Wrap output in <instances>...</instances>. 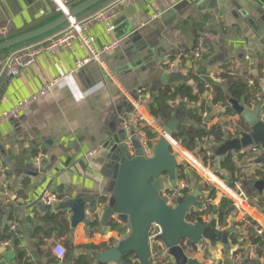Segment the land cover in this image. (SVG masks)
Instances as JSON below:
<instances>
[{"label":"crops","instance_id":"obj_1","mask_svg":"<svg viewBox=\"0 0 264 264\" xmlns=\"http://www.w3.org/2000/svg\"><path fill=\"white\" fill-rule=\"evenodd\" d=\"M60 1L72 6L82 0ZM113 1L87 11L77 20L88 21ZM59 15L55 0H0V25L10 26L13 35L40 27ZM90 34L95 38L91 49L77 39L69 48L43 51L16 77L10 71L0 75V117L47 83H54L48 96L18 118L0 124V230L8 228L19 241L18 246L13 242L9 245L10 251L19 252L10 264H75L83 256L97 264L96 250L91 247H113L129 233V226L121 225L118 231L111 226L103 230L101 220L94 216L91 227L81 223L73 230L72 213L61 205L82 197L87 201V213L91 203H96L97 211L102 210L101 199L109 197L115 137L125 136L122 120L132 117L133 100L139 90L149 107L154 96L166 87L186 84L198 93L199 85L210 77H214L211 92L202 93L198 103H188L193 108L205 107L207 116L201 123H188L195 129L220 126L225 141L213 144L211 136L203 137L193 151L181 145L183 151L176 156L180 165L192 171L187 195L199 188L201 201L209 197V190L204 188L209 182L197 163L205 162L204 150L214 145L212 171L220 180L214 186L217 193L212 204L218 207L224 197L234 201V193L245 197L251 194L253 202L249 201L245 210L235 206L230 215L227 228L234 225L237 232L229 237V250L222 243L204 241L198 250L187 254L201 264H264V248L247 240L252 232L264 233V186L259 191L250 185L263 179L258 173L262 165L257 161L264 151L255 152L258 145L249 144L237 127L257 118L258 109L259 117L264 119V0H137L120 10L113 33L97 21L91 25ZM114 42L119 44L116 50L101 54ZM200 43L202 60L194 69L177 62L175 73L166 71L179 51L192 50ZM93 51L100 54V61L91 60L76 71V63L92 59ZM9 54H2L0 61ZM166 74L179 75V81L164 83ZM239 82L248 85L247 95L236 86ZM173 105L179 109L180 100ZM146 114L152 117L149 108ZM241 141L248 142L239 146ZM226 145L230 147L221 156L219 168L218 152ZM229 155L235 173L223 167ZM45 193L56 195L58 201L46 205L41 199ZM213 218L204 216L203 224L208 225ZM15 222L19 225L11 230ZM57 245H62L67 254L72 252V257L60 260L55 254ZM158 253L151 244L153 264H175L171 257L164 259L166 249L163 257L159 258ZM2 260L4 255L0 253Z\"/></svg>","mask_w":264,"mask_h":264},{"label":"water","instance_id":"obj_2","mask_svg":"<svg viewBox=\"0 0 264 264\" xmlns=\"http://www.w3.org/2000/svg\"><path fill=\"white\" fill-rule=\"evenodd\" d=\"M112 0H82L72 6H66V12L58 8L59 16L48 23L30 31L9 35L0 39V56L7 52L27 46L34 41L51 36L53 32L65 25H69V17L76 19L87 11ZM221 1V0H220ZM53 35V34H52ZM49 36V37H50ZM179 75H164V83L179 81ZM257 118L247 120L245 130L238 133L250 143L264 148V119L259 117V109L256 111ZM182 122L181 113L166 124L160 125L162 132L157 131L159 138L153 144V152L148 155L132 133V148L127 143L128 136L124 129V137H115L117 148L112 154L110 168L109 197L97 211L96 203H91L87 213V201L77 197L61 205V208L72 213L70 219L73 230L83 223L91 227L95 216L101 220L103 230L111 226L113 231H118L121 225L129 226V233L113 247L103 252L95 253L97 264H123V258L132 255V260L140 264H152L150 233L153 226L162 229V235L158 238L167 249V255L174 260L175 264H201L198 260L187 254L186 248L202 245L204 241L213 244L222 243L229 250V237L236 233L234 225L220 230L218 215L205 225L201 222H189V216L200 210L203 193L195 188L191 194H181L179 186L180 163L174 154L171 140L174 139L176 128ZM122 120V125H123ZM245 140V139H244ZM241 141L239 146H245ZM237 145V144H236ZM229 145L222 147L218 152L217 162L221 168V156L229 149ZM237 147V146H236ZM238 149V147H237ZM257 163L261 164L258 173L263 174L262 181L250 185L259 191L264 186V155ZM164 191H175L176 205H169L162 196ZM90 214V215H87ZM9 246L0 247V253L4 260L0 264H10L19 254L9 250Z\"/></svg>","mask_w":264,"mask_h":264},{"label":"built area","instance_id":"obj_3","mask_svg":"<svg viewBox=\"0 0 264 264\" xmlns=\"http://www.w3.org/2000/svg\"><path fill=\"white\" fill-rule=\"evenodd\" d=\"M57 3V6L59 9L66 12V6L61 3L60 0H55ZM137 0H114L110 6H108L105 10H102L98 13H96L91 19H89L86 22H81L76 19L69 17V25L66 29L53 34L52 36L48 37L47 39L37 42L35 44L27 45L24 47H21L14 52L10 53L7 57H5L3 60L0 61V75H2L6 71H10L12 76L16 77L20 75L22 70L25 68L33 65L37 57L43 52H55L58 49L63 48H69L72 46L73 41L77 39H81L84 46L88 48H92V45L95 41V38L90 34V28L91 25L95 22H102L105 27L106 31L108 33H113L116 29V20L118 19L119 12L123 7H126L128 5H131ZM12 34V29L8 25H0V39L8 37ZM201 46L202 43L199 44L198 47L192 49L191 51H185L181 50L178 52L176 59L174 61H170L167 64L166 71L168 73H175L177 70V65L181 62L186 63L187 68L194 69L202 60V52H201ZM119 47L118 42H114L110 45L105 46L102 51V53H108L111 51L116 50ZM93 58L92 59H86L84 61H78L76 63V71L77 69L81 68L84 64L93 61H100V54L93 51ZM214 80V77H210V80L206 79L204 83V88L206 89L207 93L211 92L212 89V81ZM251 85L254 84V81H250ZM262 84H264V79L261 81ZM54 86V83H47L38 93L35 95L23 99L20 101L16 107H14L12 110L6 111L2 114L0 117V124L3 122L9 120V119H16L18 118L21 113H23L27 108H29L34 103L38 102L42 98L48 96L52 88ZM133 114L130 119H125L123 122L124 129L128 136V142L127 145L132 148L131 139L133 138L132 133L134 132V136L139 140L143 148L145 149L146 153L148 155H151L153 152V145H151L150 140L148 139V136L146 132L144 131V128L146 126L153 127L156 129V131H160L158 126L160 127V124L153 118L148 117L146 114V110L149 108L147 99L145 97V94L142 90L138 91V95L133 100ZM204 117L207 116V113L203 114ZM214 137L211 136V141H214ZM171 146L173 149L174 154H180L181 151H183L181 144L176 141L175 139L171 140ZM255 152H257V149H253ZM189 163V161H187ZM214 161H213V154L211 151H207L206 160L203 164L197 163V166L203 171L205 177L209 185L215 186L216 182H218L220 179L214 174L212 171ZM3 173L0 174V179L2 178ZM179 186L181 188V191H184L185 189H189V184L185 180L179 181ZM215 188V187H214ZM228 191H232V189L227 188ZM180 191V192H181ZM176 195L177 192L175 191H164L162 193V196L166 199L167 203L169 205L175 206L176 205ZM233 198L235 206L245 210L246 204L250 203L248 198L244 195L237 196L235 193ZM43 202L48 206H53L55 202L58 201V198L56 195L52 193H45L42 198ZM212 204V200L209 199L207 202L202 201V205L200 210H207L208 205ZM19 225L18 222L13 223L11 226V230H15L17 226ZM263 233V232H261ZM162 235V229L159 226H153L152 231L150 233V241L151 244L154 246L163 245L160 241H158V238ZM2 246H9V243H2L0 244ZM55 254L60 259L63 260L67 254L66 249L62 245H57L55 247Z\"/></svg>","mask_w":264,"mask_h":264},{"label":"trees","instance_id":"obj_4","mask_svg":"<svg viewBox=\"0 0 264 264\" xmlns=\"http://www.w3.org/2000/svg\"><path fill=\"white\" fill-rule=\"evenodd\" d=\"M185 51H191L188 49H183ZM247 81V80H246ZM237 87L241 88V91L244 94L247 93L248 85L244 82H239L236 84ZM199 92L195 93L193 88L186 84H180L177 85L175 88H164L161 91H159L153 98V101L151 104H149V112L151 116L160 124H166L173 120L178 113H181L182 116V122L179 124V126L176 128L174 133V139L178 141L183 147H185L189 151H193L197 146V140H200L203 137L207 136H213L214 137V143L213 144H220L225 141L224 136V130L222 127H213L211 129H195L192 125H190L189 121H196L198 123L202 122L203 114L205 112V107L201 106L198 108L189 107V102H195L198 103L200 95L202 93L206 92V89L204 88V84H200ZM176 100H180V106L179 109L173 105V103ZM179 110H182L179 112ZM238 131L239 130H245L246 124H238ZM144 131L146 132L148 139L151 142V145L154 144L155 141L159 138V134L157 131H155L152 127L146 126L144 128ZM155 140V141H154ZM215 146H211L208 148V150H204L205 154L207 151H211L213 153V160L214 158V151ZM257 149V152L264 151L263 147H255ZM207 155V154H206ZM224 169L228 170L231 173H235L237 170L235 169L234 160L233 157L230 155L226 157V160L223 165ZM194 171V170H193ZM189 172L191 171V168L187 165H180L179 167V181L185 180L186 182H189ZM195 172V171H194ZM209 190L210 194L209 197L206 199H203V202H207L209 199L213 200L216 197L217 189L213 186L209 185L204 187ZM188 189H185L184 191H181V194L187 195ZM251 194H247V198L250 202H253V199L251 198ZM107 199L102 198L101 203L105 204ZM235 210V203L227 197H224L218 207H215L213 204L208 205L207 210H197L193 212L189 218V222H203L204 216H213L218 215V226L221 228H227L228 227V219L232 212ZM250 228L249 230H251ZM235 237V236H234ZM252 244L260 245L262 248H264V233L257 234L255 232H252L249 239H247ZM234 242H237V239H233ZM11 243L15 246L19 245V241L16 239L15 234L10 232L8 228H5L4 230H0V243ZM164 249H166L165 245ZM198 246L188 247L186 248L187 251L191 250H198ZM205 248V246H203ZM91 249L96 250V253L101 252L102 250H106L103 248L98 247H91ZM159 250L158 257H163V250L159 248V246H155V250ZM72 251L74 249H71ZM167 250V249H166ZM239 253V252H238ZM237 255V254H235ZM66 259H70L72 257V252H69L66 256ZM169 256L166 254L164 256L165 260H169ZM22 259V258H21ZM92 258L88 256H83L78 258L75 261V264H92L93 263ZM151 262L152 264L153 259L151 256ZM123 264H140L137 261L132 260V255H127L123 258ZM166 264H173V263H166ZM215 264H229L228 261H223Z\"/></svg>","mask_w":264,"mask_h":264}]
</instances>
